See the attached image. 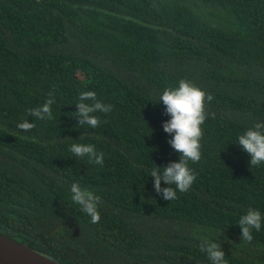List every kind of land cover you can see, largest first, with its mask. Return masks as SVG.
Returning a JSON list of instances; mask_svg holds the SVG:
<instances>
[{
    "label": "trees",
    "instance_id": "trees-1",
    "mask_svg": "<svg viewBox=\"0 0 264 264\" xmlns=\"http://www.w3.org/2000/svg\"><path fill=\"white\" fill-rule=\"evenodd\" d=\"M187 80L209 93L196 180L165 200L153 168L178 162L159 97ZM112 111L79 125V96ZM53 99V119L28 110ZM93 103V101H85ZM27 120L30 132L17 128ZM264 123V0H0V233L62 264H264V164L238 138ZM74 143L104 154L76 157ZM100 198L92 223L71 200ZM170 187L161 182V188ZM171 187H175L172 185Z\"/></svg>",
    "mask_w": 264,
    "mask_h": 264
},
{
    "label": "clouds",
    "instance_id": "clouds-1",
    "mask_svg": "<svg viewBox=\"0 0 264 264\" xmlns=\"http://www.w3.org/2000/svg\"><path fill=\"white\" fill-rule=\"evenodd\" d=\"M213 97L199 86L187 80H180L177 87L167 88L159 97V102L165 106L166 115L171 119L163 124L166 133L174 134L169 141L172 148L180 154L178 162H171L164 168L155 167L151 170L150 176L154 178V186L157 192H162L165 200H174L177 190L187 192L196 180V176L188 166L189 161L197 163L201 160V139L204 132L202 125L208 118L206 104ZM85 101H93L86 103ZM53 99L34 109H29L30 115L39 120L53 119ZM76 116L79 125H88L96 128L101 121L94 113H109L112 105L105 104L97 99L95 91H85L79 96L76 105ZM35 127L34 123L24 120L17 124V128L23 132H30ZM238 144L244 152L250 156L251 168L264 164V123L256 122L252 127L238 138ZM69 151L76 157H87L90 162L102 165L104 154L97 153L95 146L91 144L74 143ZM170 187L161 188V182ZM174 185L175 187H171ZM73 204L79 205L80 210L88 215L92 223H98L101 219L98 211L100 198L93 193L82 189L78 183H73L70 189ZM264 224V216L255 209H249L238 221L243 241L253 239L252 230L260 231ZM201 251L207 253L211 264H228L225 259L226 253L222 245L215 242L202 241Z\"/></svg>",
    "mask_w": 264,
    "mask_h": 264
},
{
    "label": "water",
    "instance_id": "water-1",
    "mask_svg": "<svg viewBox=\"0 0 264 264\" xmlns=\"http://www.w3.org/2000/svg\"><path fill=\"white\" fill-rule=\"evenodd\" d=\"M0 264H62L0 233Z\"/></svg>",
    "mask_w": 264,
    "mask_h": 264
}]
</instances>
